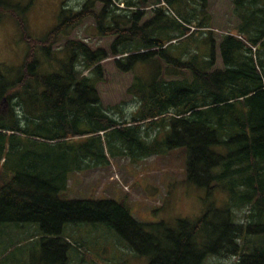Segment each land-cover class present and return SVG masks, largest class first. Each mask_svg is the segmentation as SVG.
I'll use <instances>...</instances> for the list:
<instances>
[{
	"label": "trees",
	"instance_id": "obj_1",
	"mask_svg": "<svg viewBox=\"0 0 264 264\" xmlns=\"http://www.w3.org/2000/svg\"><path fill=\"white\" fill-rule=\"evenodd\" d=\"M190 1L200 9H187ZM205 1L63 4L58 24L35 37L16 13L18 4L0 0V13L18 19L28 46L13 78L0 63V105L7 103L0 111V240L5 223H36L44 246L59 248L61 264H68L66 224L104 222L134 251L149 255L148 264H203L210 254L264 264V0H233L243 22L218 44ZM148 9L153 15L146 18ZM87 18L100 35L114 37L109 49L74 39L53 48ZM111 55L119 56L114 64L122 72L139 64L152 69L149 82L135 76L128 91L136 109L121 119L104 107L98 89L106 75L102 61ZM173 147L186 148L187 180L213 198L194 220L148 223L132 215L126 200L60 195L70 171L105 163L110 152L149 156ZM34 148V157L8 168L12 154ZM236 209L244 210V219Z\"/></svg>",
	"mask_w": 264,
	"mask_h": 264
},
{
	"label": "rangeland",
	"instance_id": "obj_2",
	"mask_svg": "<svg viewBox=\"0 0 264 264\" xmlns=\"http://www.w3.org/2000/svg\"><path fill=\"white\" fill-rule=\"evenodd\" d=\"M84 1L7 0L10 5L18 4L16 13L26 21L29 33L35 37H44L58 24L63 4L65 8L78 9ZM210 1L215 6L213 12L218 20L215 22L218 29L214 30L215 42L218 44L221 34L228 31L237 32L238 28L235 26L241 25L243 21L233 13V0ZM119 6L125 10L122 12L129 10L123 3ZM100 7L101 3L97 4V8ZM152 15L151 9H148L146 18ZM18 23L11 11L0 13V63L5 64L6 71L12 78L21 69L28 49ZM68 39L80 40L92 49H109L114 37L100 35L94 19L87 18L68 34L63 35L61 41L53 48L62 49ZM256 50L254 47L255 52ZM116 57L119 56L111 55L102 61L106 75L104 81L98 83V89L104 107L111 114L120 118L123 112L128 117L136 109L128 89L135 81L136 75L140 76L142 82L152 80V69L149 64H139L132 71L122 72L114 64ZM159 65L163 70L167 67L162 60H159ZM218 66H221L220 62ZM164 76L167 79L177 77L174 74ZM6 107L7 103L3 102L0 111ZM32 128L36 130L35 126ZM36 152L37 149L34 148L32 151L23 152L22 155L12 154L8 160V168L17 166L24 157H34ZM73 155L71 153L70 157ZM108 159L109 161L99 164L92 159H85L86 163L92 161L94 164L70 171L67 186L60 191L61 197L126 200L136 219L148 223L164 221L170 225H174L179 218L194 220L203 214L207 206L212 205L213 198L208 196L207 188L187 180L185 147H173L149 156L141 155L139 151L126 155L110 152ZM215 205L221 207L223 204L215 202ZM236 211L237 215L241 216L240 219H244V210ZM39 231V225L36 223L3 224L0 264H61V250L44 246L46 242L39 235ZM63 237L72 244L68 251V264H148L150 261L149 255L134 251L116 230L104 222L66 224ZM236 261L237 258L232 255L221 257L210 254L203 264H234Z\"/></svg>",
	"mask_w": 264,
	"mask_h": 264
},
{
	"label": "crops",
	"instance_id": "obj_3",
	"mask_svg": "<svg viewBox=\"0 0 264 264\" xmlns=\"http://www.w3.org/2000/svg\"><path fill=\"white\" fill-rule=\"evenodd\" d=\"M222 6H224L223 2H222ZM199 7H200V5L197 2H193V1H190L189 4L187 5V9H195V8H197L199 10L200 9ZM214 7H215L214 4L211 3L210 0H206V2H205V13L204 14L207 17V21L211 24L210 29H212L213 31L216 30V29H218L216 27V25H215V22H217L218 20H217V17H215V12H213ZM231 8H233L232 10H233L234 15L237 16L236 18H239V15H238V13H237V11L235 9V3H234V1H233V4H231ZM193 14L195 16L190 17V19L192 20L191 21V24H194L195 22L198 21V19H197V15H198L197 14V11L195 13H193ZM236 24H238V23H236ZM238 26H235V27L238 28ZM213 37H214V35H213Z\"/></svg>",
	"mask_w": 264,
	"mask_h": 264
}]
</instances>
